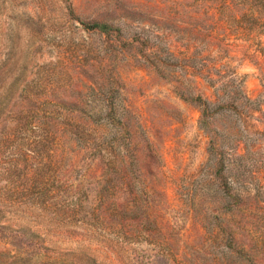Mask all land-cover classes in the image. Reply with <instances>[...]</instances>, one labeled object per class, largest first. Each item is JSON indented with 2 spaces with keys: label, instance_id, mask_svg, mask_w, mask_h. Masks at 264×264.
Masks as SVG:
<instances>
[{
  "label": "rangeland",
  "instance_id": "obj_1",
  "mask_svg": "<svg viewBox=\"0 0 264 264\" xmlns=\"http://www.w3.org/2000/svg\"><path fill=\"white\" fill-rule=\"evenodd\" d=\"M221 1L0 0V264H264V29L238 36ZM115 87V167L27 124L45 97L103 117Z\"/></svg>",
  "mask_w": 264,
  "mask_h": 264
},
{
  "label": "trees",
  "instance_id": "obj_2",
  "mask_svg": "<svg viewBox=\"0 0 264 264\" xmlns=\"http://www.w3.org/2000/svg\"><path fill=\"white\" fill-rule=\"evenodd\" d=\"M238 6L245 8L243 13L238 14L235 9ZM66 9L69 14H73L74 9L71 4L66 5ZM219 20L224 21L227 26L231 27L233 31L238 36L248 37L256 31H261L264 29V0H222L219 5ZM86 28L101 33L102 35L112 36V34L121 35L122 26L112 24L110 21L94 19L85 24ZM215 25L213 30L215 29ZM42 86L40 82L33 81V83H28L22 88V96L24 99L40 98L37 90ZM115 93H112L115 96L109 97V99L103 98L106 104L108 105L110 112L105 116H99L96 118L93 115H83L77 116L71 113H65L59 108L62 106L60 101L50 100L48 98L41 99L42 102L39 103L35 109H28L30 114V119L27 121L29 125L43 124L42 119L49 117V126L53 130L54 140L65 137L67 140H71L75 143H83L86 146L92 144L94 149L92 150L93 154L99 155L105 160V163L108 167H114L117 164V158L121 157V161H127V158L130 157V142L127 141L125 145H119V140L123 136V132L128 128L127 119L124 120V117L118 116L116 113V99L119 97L120 89L115 87ZM35 96V97H34ZM201 102L203 106V117L207 116V112L210 106H213L208 99H204L203 96L199 95L194 98ZM50 105L55 106L56 109L49 110V107L42 108V106ZM123 109V108H122ZM125 111V109H124ZM125 114V113H124ZM105 121L107 125L112 126L114 133H111V136L107 141H97L92 136V133L88 134L86 128L88 121L93 124L99 123V121ZM36 123V124H35ZM103 124V123H102ZM92 146V147H93ZM117 149L120 151V155H117ZM125 176H127L125 171ZM127 178V177H126Z\"/></svg>",
  "mask_w": 264,
  "mask_h": 264
}]
</instances>
